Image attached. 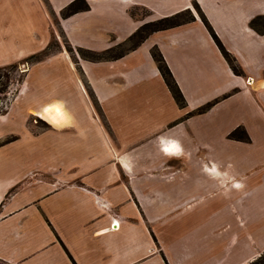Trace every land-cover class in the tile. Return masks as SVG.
Returning <instances> with one entry per match:
<instances>
[{
  "label": "crops",
  "instance_id": "crops-1",
  "mask_svg": "<svg viewBox=\"0 0 264 264\" xmlns=\"http://www.w3.org/2000/svg\"><path fill=\"white\" fill-rule=\"evenodd\" d=\"M75 1L0 0V67L29 59L30 55L46 49L52 29L59 32L60 40H67L73 48L100 54L120 45L127 46L144 25L184 12H189L193 20L151 33L138 46L121 53L122 58L90 63L89 69L105 70L92 81L96 100L108 120L110 135L103 129L101 120H94L95 125L90 128L79 129L78 147L94 153L96 161L94 165L84 163L71 170L63 167L67 170L65 173L60 167L49 168L50 172H60L58 175L44 173V185L40 187L47 190L57 181L62 183L59 189L48 190L39 197L28 193L21 198L18 194L6 198L17 187L15 183L25 182L28 177L0 181V264L225 263L227 245L220 236L210 238L207 246L204 233L200 239L192 234L180 243L178 236L173 239L179 233L175 231L179 223L186 222L189 216L177 208H187L192 196L179 206L169 201L167 204L163 197L155 199L151 203L155 201L153 205L157 206L147 211L142 194L138 197L140 209H136L129 203L128 184L100 185L101 189L96 190L89 188L90 183H95L89 177L101 175L102 170L112 164L121 166L114 158L99 161L109 139L110 146L114 147L113 140L121 143L129 138L127 144L131 149L134 147L130 145L131 140L145 134L150 122L162 125L164 108L171 111L175 108L152 58V49L156 48L162 56L189 107L200 99L205 100L199 91L210 83L222 81L226 86L235 82L242 86V78H233L230 73L232 63L243 70V79L254 81L264 75V0H84L88 10L62 17ZM141 11L145 12L144 16L139 14ZM203 19L230 55L231 63L224 59ZM204 69L213 70L214 78L204 74ZM78 87L82 92L80 84ZM62 105L59 99L34 110V114L60 127L70 120ZM143 105L144 110L137 113L136 108ZM128 107L133 109L132 115ZM9 117L0 121L5 123ZM167 131L156 135L155 148L160 155L158 168L160 159L181 158L185 150L184 143ZM201 169L206 175L205 170L218 171L217 182L223 191L240 190L237 180L230 181L234 183L232 189L226 184L223 186L230 180L224 170L206 165ZM64 174L70 177H63ZM77 182L87 189L78 188ZM109 195L119 201L120 212L103 211L96 205V197L109 198ZM201 210L203 212V207ZM225 225L226 221L220 219L212 224L204 223L207 229L211 226L212 232L222 226L225 229ZM221 242L224 253L217 257L215 247ZM256 257L258 253L252 252L230 264H248ZM231 259V255L227 256V264Z\"/></svg>",
  "mask_w": 264,
  "mask_h": 264
},
{
  "label": "rangeland",
  "instance_id": "rangeland-1",
  "mask_svg": "<svg viewBox=\"0 0 264 264\" xmlns=\"http://www.w3.org/2000/svg\"><path fill=\"white\" fill-rule=\"evenodd\" d=\"M66 13L62 17L71 15ZM139 14L144 16L145 12L141 11ZM186 19V15L178 17L176 23L168 25L167 29L180 25ZM51 20L54 21L53 18ZM59 37V32L52 29L46 49L30 55L29 59H19L13 63L16 67L12 69L0 71V119L5 120L10 116L5 123L0 121V181L28 177L25 182L15 183L14 186L17 187L6 198H10L11 194H18V198H21L28 193L39 197L48 190L59 189V184L62 183L57 181L47 190L40 187L44 185V173L58 175L60 172H50L48 169L51 167L71 170L84 163H90L87 164L89 166L95 164V154L81 150L77 144L79 129L90 128L95 125L94 120H101L103 129L110 135L108 120L105 119L102 105L96 100L92 81L94 76H102L105 70L94 67L89 69L90 63L116 60L121 57V53L144 41L143 39L135 44L130 40L125 47L120 45L95 54L75 49L67 40H60ZM231 65V75L233 78H242V86L235 82L226 86L222 81L210 83L199 91L205 100L202 102L199 98L192 107L188 106L168 69L182 95V101L176 103L157 68L175 108L173 111L164 108L162 125L150 122L151 126L148 125L149 129L145 134L131 140L130 145H134L131 149L127 144L129 138L121 143L113 140L116 143L114 147L110 146L109 139L108 147H104L105 153H101L99 161L114 158L121 166L112 164L103 169L101 175L93 174L89 179L95 183L88 186L99 190L100 185L119 187L122 186L120 184H128L132 208L140 209L138 197L144 194L145 198L141 200L146 201L147 211L157 206L153 205L156 204L155 201L151 203L152 200L163 197L167 204L169 201L179 206L192 196L193 200L189 201L187 208H177L189 216L186 222L179 223L175 230L179 233L173 239L178 236L180 243L181 239L192 234H197L200 239V235L204 233L207 246L208 242L211 243L210 238L213 240L220 236L227 245L226 261L223 264H227V256L230 258V255L232 259L229 264L235 259L242 260V257L252 252L258 253V257L264 254V75L253 79L254 84L248 78L243 79L242 69H237L234 63ZM205 73L214 78L213 70L204 69ZM78 84L81 85L82 92ZM59 99L67 112L66 118L70 119L67 123L55 127L58 124L41 120L34 114V110L45 104L58 102ZM142 110L144 105L135 111L140 113ZM127 111L130 115L134 113L130 107ZM164 130L182 141L185 150L181 153V158L160 159L158 168L160 155L155 148L156 135ZM202 165L224 170L226 178L229 177L230 180H226L223 186L226 184V187L232 189L234 183L230 181L237 180L240 182L239 188L237 187L240 190L223 191L217 182L220 175L218 171L214 172L212 169V173H209L205 170L206 175L202 172ZM61 171L67 172L66 169ZM38 177L40 178L37 179ZM63 177L70 176L64 174ZM76 185L83 190L87 189L80 182ZM100 198H95L99 209H116L120 212L118 200L112 199L110 195L109 198ZM201 207L203 212L199 211ZM218 219L226 221L225 229L222 226L212 232L211 226L209 229L204 227L205 222L212 224ZM222 242L215 247L217 257L224 253Z\"/></svg>",
  "mask_w": 264,
  "mask_h": 264
},
{
  "label": "trees",
  "instance_id": "trees-1",
  "mask_svg": "<svg viewBox=\"0 0 264 264\" xmlns=\"http://www.w3.org/2000/svg\"><path fill=\"white\" fill-rule=\"evenodd\" d=\"M88 8L89 7L84 0H77V1L73 2L72 4H70V6L67 7L65 12H67L66 14H73L75 12H78V10L86 11V10H88ZM185 15L188 16V19L184 20L183 22L181 21L182 23H180V24L189 23L190 21L193 20V17L189 12H184V13L172 16L170 18L157 21L156 23L147 24V25L141 27L131 37L130 40H132L133 43L138 44L147 35L151 34L152 32L165 30V29L169 28L168 25L173 26L176 23L175 21L178 17L185 16ZM203 22H204L205 26L207 27V29H208L212 39L214 40L215 44L218 46L219 50L223 54V56L226 58V60H228L231 63L230 55L222 47L221 43L219 42L218 38L216 37V35L212 31V29L210 28L208 23L204 19H203ZM152 57H153L156 65H157L158 70L160 71L161 75L163 76L164 80L166 81V85H167L172 97L174 98L176 103L179 104V100L182 101V95L179 92V90H178V88H177V86H176V84H175V82L171 76V73L168 70V67H167L165 61L163 60L162 56L160 55V53L158 52V50L156 48L152 49ZM14 67H16V65L11 64L9 66L0 68V71L2 69H9V68L12 69ZM250 264H264V254L259 256L256 260L252 261Z\"/></svg>",
  "mask_w": 264,
  "mask_h": 264
},
{
  "label": "bare ground",
  "instance_id": "bare-ground-1",
  "mask_svg": "<svg viewBox=\"0 0 264 264\" xmlns=\"http://www.w3.org/2000/svg\"><path fill=\"white\" fill-rule=\"evenodd\" d=\"M49 119V118H48Z\"/></svg>",
  "mask_w": 264,
  "mask_h": 264
},
{
  "label": "water",
  "instance_id": "water-1",
  "mask_svg": "<svg viewBox=\"0 0 264 264\" xmlns=\"http://www.w3.org/2000/svg\"><path fill=\"white\" fill-rule=\"evenodd\" d=\"M24 68V67H23Z\"/></svg>",
  "mask_w": 264,
  "mask_h": 264
}]
</instances>
